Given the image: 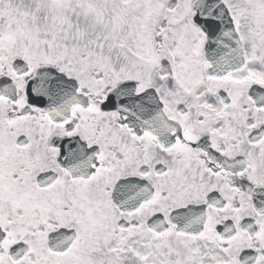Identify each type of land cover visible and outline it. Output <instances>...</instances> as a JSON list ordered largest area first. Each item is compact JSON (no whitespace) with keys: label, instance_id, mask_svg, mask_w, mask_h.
<instances>
[{"label":"snow or ice","instance_id":"1","mask_svg":"<svg viewBox=\"0 0 264 264\" xmlns=\"http://www.w3.org/2000/svg\"><path fill=\"white\" fill-rule=\"evenodd\" d=\"M0 264H264V0H0Z\"/></svg>","mask_w":264,"mask_h":264}]
</instances>
